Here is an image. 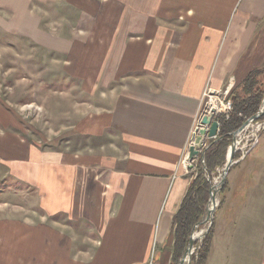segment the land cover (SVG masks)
<instances>
[{
	"label": "crops",
	"instance_id": "1",
	"mask_svg": "<svg viewBox=\"0 0 264 264\" xmlns=\"http://www.w3.org/2000/svg\"><path fill=\"white\" fill-rule=\"evenodd\" d=\"M65 1L70 49L103 53L78 99L105 84L106 104L79 100L80 141L42 155L41 212L0 202V264H171L204 95L264 67V0ZM205 264H264V133L226 174Z\"/></svg>",
	"mask_w": 264,
	"mask_h": 264
},
{
	"label": "rangeland",
	"instance_id": "2",
	"mask_svg": "<svg viewBox=\"0 0 264 264\" xmlns=\"http://www.w3.org/2000/svg\"><path fill=\"white\" fill-rule=\"evenodd\" d=\"M72 3L0 0V202L12 204V209L23 214L32 206L41 212L42 178L36 170H41L42 155L58 153L60 145L72 142L68 136L80 141L72 132L77 120V102L84 100L99 107L106 104L105 84L93 96L86 93L78 99L81 75L87 74L84 80L88 87L97 74L103 53L96 51L98 43L86 37L79 41L92 44L70 49L78 15ZM100 91L104 92L102 97ZM251 123L248 136L240 145L244 147L235 152L238 157L234 160L264 133V118ZM224 165L216 168L210 177L205 174L210 186L219 183ZM186 171L187 178L195 174V168ZM220 191L216 194L217 206ZM4 210H10V206L2 213ZM208 225L209 222L194 230L203 233ZM204 237L196 239L193 253L198 247L195 243Z\"/></svg>",
	"mask_w": 264,
	"mask_h": 264
},
{
	"label": "trees",
	"instance_id": "3",
	"mask_svg": "<svg viewBox=\"0 0 264 264\" xmlns=\"http://www.w3.org/2000/svg\"><path fill=\"white\" fill-rule=\"evenodd\" d=\"M232 107L228 116L216 117L219 123L220 140H208L209 145L204 153L197 157L193 164L195 174L191 177L186 193L173 216V242L171 246V264H177L181 258L194 226L202 219L209 198L208 178L215 169L225 163L226 153L231 144V133L237 130L244 121L261 108L264 98V67L250 71L240 84L234 87L230 94ZM264 118V115L260 117ZM238 155L234 154V158ZM203 160V164L202 161ZM205 168V170H203ZM210 179V178H209ZM225 183L221 188L224 189ZM212 225L207 235L196 242L198 246L191 255L190 264H205L210 249Z\"/></svg>",
	"mask_w": 264,
	"mask_h": 264
},
{
	"label": "water",
	"instance_id": "4",
	"mask_svg": "<svg viewBox=\"0 0 264 264\" xmlns=\"http://www.w3.org/2000/svg\"><path fill=\"white\" fill-rule=\"evenodd\" d=\"M263 115H264V106H262L257 113L247 118L237 130L231 133V144L227 149L226 162L221 172L220 181L216 185L213 184L209 187V198H208L207 206L205 208V214L202 217V219L194 226L195 229L199 225L209 222V225L207 226L206 230L202 233L201 238L204 237L210 230L213 221V214L217 206L216 194L223 187L225 183L226 174L229 168L231 167V165L235 162L234 154L236 152L237 137L251 124V122L260 118ZM223 137L224 135H219V123L217 122V120L212 119L210 115H203L197 126L196 135L193 136V143L188 148L187 160L189 162V167L190 168L193 167L192 162L201 154V152L204 153L206 148L209 146L207 144L208 140L212 139L214 142L222 139ZM202 164H203V160H202ZM193 232L194 230L191 232L187 246L177 264L191 263V255L193 254L194 242L196 241L193 238ZM186 256H188L187 259H185Z\"/></svg>",
	"mask_w": 264,
	"mask_h": 264
},
{
	"label": "built area",
	"instance_id": "5",
	"mask_svg": "<svg viewBox=\"0 0 264 264\" xmlns=\"http://www.w3.org/2000/svg\"><path fill=\"white\" fill-rule=\"evenodd\" d=\"M204 96L206 97V101H205V105L203 107V113H202L201 117L203 115H210L212 117V119H216V117L221 116V115H224L226 117L228 116V114L231 110V107H232V101L229 97L230 96L229 90H227L225 92V94L221 95V96L214 95L211 93H205ZM201 117H199L197 124H199ZM251 125H252V123L237 137L236 151H240L242 149V147H244V146H240V145L243 142L242 140L246 136H248L247 130ZM261 125H263V124L261 123ZM197 126L198 125H196L195 129L193 130L190 145L193 143V136L196 135ZM258 126L260 127V124ZM257 141L258 140L256 139L255 142L246 146L244 149V152H242L241 157H243L247 153H249L255 147V145L257 144ZM184 163L186 164V166L187 165L189 166V162L187 159H185Z\"/></svg>",
	"mask_w": 264,
	"mask_h": 264
},
{
	"label": "bare ground",
	"instance_id": "6",
	"mask_svg": "<svg viewBox=\"0 0 264 264\" xmlns=\"http://www.w3.org/2000/svg\"><path fill=\"white\" fill-rule=\"evenodd\" d=\"M216 185V184H215ZM201 235H202V231L201 230H194V232H193V238L196 240V239H200L201 238ZM188 258V256H186V258L185 259H187Z\"/></svg>",
	"mask_w": 264,
	"mask_h": 264
}]
</instances>
